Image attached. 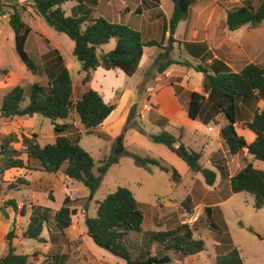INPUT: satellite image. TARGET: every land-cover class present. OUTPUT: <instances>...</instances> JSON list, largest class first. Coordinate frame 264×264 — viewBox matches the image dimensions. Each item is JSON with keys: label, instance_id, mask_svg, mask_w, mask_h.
Returning <instances> with one entry per match:
<instances>
[{"label": "trees", "instance_id": "1", "mask_svg": "<svg viewBox=\"0 0 264 264\" xmlns=\"http://www.w3.org/2000/svg\"><path fill=\"white\" fill-rule=\"evenodd\" d=\"M34 11L41 17L44 23L57 33L67 35L74 43L72 55L81 65V71L86 74L82 80L83 85L90 81L89 73L101 68L105 71H121L126 77H133L141 62L145 48L161 47L155 41H144L139 31L130 27L111 22L109 19H92L88 15L78 16L72 14L66 16L62 6L70 0H26ZM80 4L84 1L96 2V0H76ZM198 0H171L173 11L168 22L169 34L172 37L179 23L185 19L189 8ZM4 5L0 0V16ZM12 10L9 14L8 25L13 31L15 52L27 71L31 74L43 75L46 78L45 85L34 84L28 93L21 86L14 87L2 98L0 105V118L32 119L36 116L50 120L55 142L41 147L38 136H22L21 145L24 149L26 160L18 158L19 152L13 149L12 144L18 140L14 136H5L0 145V173L11 169H25L32 172L56 174L58 172L86 188L89 197H93L101 185L103 176L110 167L119 163L118 156H110L99 162L95 173V163L91 155L80 146L82 134L74 130V126L67 121L72 113L76 114L85 135L94 134L117 109V103H105L102 96L88 89L77 99H73V83L62 56L57 50H51L46 55V61L41 69L26 52L31 28L23 19L25 7L16 3L8 6ZM264 23V0H260L257 8L250 2H245L241 7L226 12L225 27L229 32H235L242 28H257ZM115 41V47L105 52L102 47ZM185 48L191 50L193 56L207 57L205 44L189 43ZM192 50L195 51L192 52ZM200 53V54H199ZM204 54V55H203ZM99 57V58H98ZM180 65L192 68L195 72L203 74L202 93L192 92L189 95L188 117L197 121L199 119L215 117L222 114L227 124L220 130V138L226 153L232 157L247 151L253 160L264 163V107L256 108L250 122H245L240 106L252 102L257 104L264 101V66L248 64L239 72H233L224 63L214 60L206 66H190L187 62L169 60L167 65L159 70L162 73L171 65ZM28 100L25 107L21 104ZM207 125L209 122L203 120ZM60 122V124H59ZM160 127L167 126V121L162 119ZM236 125L249 130L255 135V140L247 144L242 136L236 132ZM74 130V132L72 131ZM139 133L144 134L142 129ZM155 144L165 146L175 153L176 144L180 143L167 132L148 136ZM186 156L181 158L189 170L201 174L207 186H214L216 172L203 168L200 165L201 153L186 149L182 144ZM123 155L133 158L139 167H156L161 172H171L172 179L178 180V172L164 165L161 160L155 158H141L131 152ZM220 156V155H219ZM226 164V159H224ZM217 171L222 178L229 180L230 191L233 195L247 194L254 200L253 208L260 211L264 208V170L256 169L251 163H246L243 169L232 177H229L227 167L220 166ZM17 183L28 185L26 180L19 178ZM10 189L16 188L9 185ZM50 201L53 197L50 196ZM189 202V199H187ZM69 197L63 199L62 205L53 215L49 208L31 206L29 222L23 232V238L34 240L38 243H46L41 237L44 225L52 219L56 230L61 236L71 227L76 210L72 208ZM14 210L17 206L10 202ZM96 216L86 218L84 221L86 235L100 249H103L115 257L125 261L126 264H171L174 256L182 259L196 256L205 250L204 242L195 239L193 231L188 224H182L165 232L143 231L144 216L139 203L132 192L125 187H118L113 193L107 195L104 200L96 203ZM207 220L210 221V208L205 209ZM25 216V215H23ZM209 224L217 230L212 222ZM129 235H136L139 241L137 246L124 241ZM259 237V236H258ZM15 239L11 231L6 235L8 246L7 253L0 257V264H29L31 256L20 255L12 244ZM229 241V240H227ZM158 245V251L152 255L153 246ZM216 264H244L237 249H232L226 254L216 258Z\"/></svg>", "mask_w": 264, "mask_h": 264}, {"label": "rangeland", "instance_id": "2", "mask_svg": "<svg viewBox=\"0 0 264 264\" xmlns=\"http://www.w3.org/2000/svg\"><path fill=\"white\" fill-rule=\"evenodd\" d=\"M128 1L132 2V0ZM159 2L161 10L165 14H169L172 11L173 4L171 0H159ZM207 2L211 3L214 7L213 21L208 27V30H213L217 33L222 29H226L225 22L223 21L224 12L239 8L242 4H245V2H250L254 8H257L260 4V0H208ZM20 6L25 7L26 11L23 14V19L33 30L27 41L26 52L36 62L39 69H41L42 64L46 61V55L53 49L50 40L58 45L65 56L67 63H70L69 60L71 59L74 62V66L70 69L69 73L73 83V89L75 90L73 99H76L78 97V91H81L83 88L79 82V77L82 74L81 65L72 55V50L74 49L73 41L67 35L55 32L53 29L49 28L44 21L42 22L41 17L34 11L28 2ZM29 8L33 9V12L37 14L40 19H37L38 17L35 18L31 12H29ZM2 11L5 15L12 12L8 6L3 7ZM157 12H159V10L156 8L153 10V13L148 15V17L154 16ZM5 18L0 16V105L2 98L16 86L23 87L28 93L32 85H45L46 83V78L42 74L33 75L31 73H24L23 70H25L26 67L15 52L14 34L8 25V18ZM135 24H138V22ZM197 28L199 31H202L204 27L198 25ZM246 29L254 28L246 27ZM231 34L233 35L235 33L233 32ZM142 38L144 41H148L147 36L143 35ZM170 38L171 37L167 40L168 44L165 43L166 47L170 45ZM252 39L253 38L250 35L243 37V41H248L246 44H250ZM112 47L113 44L108 46V48ZM154 50L155 49L153 48H148L146 52L149 53ZM163 62L164 58L162 57L160 63ZM199 64L201 66L207 65L206 63L197 61L193 67ZM146 65L141 67V69L138 68V73L136 72L131 78L126 77L118 71L117 72L121 77L118 79L119 82L107 78L106 84L113 86L121 85V81L124 80V88H119L116 91L115 99L113 100V103L116 102L118 105L117 109L113 112L103 129H98L94 134H82L81 136L80 146L93 158L95 163V173L97 175L98 173L96 169L98 168L100 161L105 160L110 156L119 157V163L109 168L107 173L103 176L101 185L93 197L83 198L84 187L77 182L74 183V181L73 183H70L69 181L67 184L69 194L67 195V193L64 192V186H61L59 180L56 179L50 181V183L40 179H31V181H26L28 182V185H25L17 183V180L22 178L18 177L20 175L9 177L7 174L10 172H7L6 174V171L3 174L0 173V257L7 253L8 246L6 235L11 231L15 236L12 244L17 254L28 255L31 256L30 259H33L38 251L40 253L46 252V249L41 246V244L45 245V243H38L34 240L25 239L22 235L29 222L28 216L30 214L31 206H44V204H47L50 200V196L53 197L55 194V203H51L52 208L54 209L61 206L65 197H69L73 202L72 208L76 210V214L73 218L72 225L66 231L67 233L65 236L69 238L83 237L85 236L83 232L84 221L87 217L94 218L96 216V203L104 200L107 195L113 193L118 187H125L132 192L136 201L141 204L142 211H146V224L148 225H150L149 223L150 220H152L153 213L147 210L150 208H158V206L166 210L163 217L180 215V222L188 221L195 214L199 215L198 222L189 226L193 231L194 238L201 239L204 242L205 250L198 255L199 257H194V259L186 262L179 255H176L174 258H178L177 260L179 263H176V260L173 259L171 264H216V258L218 256L226 254L232 249L240 250L244 258L247 259L248 264H264V210L257 212L253 208L251 197L244 193L233 195L227 185L226 190L220 194L212 195L213 197L211 198L202 194V197L201 192L199 194L198 184L196 183L194 191L198 193L197 197L195 192L191 194L190 175H184V173L181 172L180 174H183V180L182 184L179 185V180L172 179L171 172H161L153 166L139 167L135 164L133 158L125 156L123 153L131 152L141 158L149 157L156 159L157 157L149 152L151 150L145 146L137 144L134 148L125 150L121 146V141L119 139L109 138L107 134L109 130V122L124 111V121L122 126L125 130L134 128L142 129L145 132L154 135L158 133V127L152 126L148 122L149 114L153 108L149 111H144L143 109L146 105H152V107L155 105L153 96H151L149 102L146 101L148 96L145 95L144 91L147 89L146 87L149 77L154 75L157 71L156 68L153 67L154 65L149 68L146 67ZM191 74L192 80L190 85H199V78L203 80V74L196 72ZM128 86H130L133 93L129 98H123L125 87ZM27 103L28 100L26 99L21 106L25 107ZM134 105H137L136 116L128 123V117ZM260 107H264L263 103ZM152 114H154V110ZM18 120L19 119L15 118H0V145L3 137L14 136L18 142L12 144V147L19 152L18 158L23 161L26 160V156L21 145L22 136L31 137L32 133H35L38 136L37 142L41 147L55 142V134L50 120L38 116L34 117V122L36 124L33 126V132H31L32 130H30V126V128H27V125H21ZM67 122L74 126L75 131L84 132L76 114L72 113L71 118ZM213 125L216 132L217 126L215 125L217 124ZM117 128H120V126L118 125ZM235 128H237L239 132L241 131L240 126ZM74 130L72 131L74 132ZM200 131L201 130H198V132ZM167 133L172 136L177 135V132L171 128L167 130ZM175 147L179 149L178 144H176ZM226 156V162H230L229 165L232 174L237 173L239 168L245 166L247 162L244 153L232 157L226 153ZM204 161H201L200 165L203 164ZM164 165L169 168L171 167L168 164ZM0 167H2L1 162ZM48 175L49 173L45 174V176ZM197 175L198 178L204 182L203 176L201 174ZM9 185H14L16 188L10 189ZM174 185L177 186L175 187ZM201 187L202 185L199 188ZM207 189L212 190L209 188ZM187 198L196 200V204L192 206L191 202L187 201ZM11 201L15 202L17 206L16 210L10 205ZM202 204L211 208L213 205H216L214 208V214L216 216L215 224L217 225V230L212 228L209 224L210 221L207 220V214L205 212L206 208L202 209ZM197 205L201 206L197 207L194 212L193 209ZM51 224L52 223L48 221L46 227L43 229L42 234L44 238H47L48 236L50 239L52 238V232L50 233ZM146 224L143 223L144 229L147 227ZM53 232L55 233V229H53ZM54 235L59 237L56 233ZM135 236L136 235H129L128 239L124 241L123 244L127 249H129L128 244L131 243H133L134 246H137L139 239ZM37 248L40 249L38 250Z\"/></svg>", "mask_w": 264, "mask_h": 264}, {"label": "crops", "instance_id": "3", "mask_svg": "<svg viewBox=\"0 0 264 264\" xmlns=\"http://www.w3.org/2000/svg\"><path fill=\"white\" fill-rule=\"evenodd\" d=\"M207 1L208 0H198L189 8L187 16L179 23L172 37L169 34L168 22L173 9L169 14H165L160 8L159 0H132V2L134 3L128 0H96L95 3L91 1H84L81 4L76 0H70L68 3L62 6V10L65 12L66 16H71L72 14H76L78 16L88 15L92 19L105 18L109 19L113 23L126 25L131 29L139 31L142 36H147L148 41H155L161 46L150 47L155 50L149 53L146 52L148 48H145L141 62L139 64V69L147 64L146 67L148 68L154 65L153 67L156 68L157 71L154 75L149 77V81L146 87L147 89L144 91L145 95L148 96V99L146 101L149 102L151 96H153L155 105H153L154 107H152V105H146L143 109L144 111H149L146 108L150 107V110L153 108L154 114H152V110L149 114L148 122L152 126L158 127L159 131L157 134L161 132H167V130L171 128L172 130H175L177 132V135L174 137L180 140L178 146L182 144L188 150L201 153L200 162L205 160L204 163L201 164V166L203 168L214 170L216 172V181L214 186H207L205 180L204 182H202L198 178V175L191 172L186 163L175 153H172L163 145L153 143L148 136L154 134H150L148 132H145L144 130L143 131L145 133L141 134L139 133L138 129L134 128L125 130L122 126L124 121L123 114L125 111L123 113H120L119 116L109 122V130L107 134L110 139H119L121 141V146L125 150L132 149L137 144L145 146L146 148L151 150L149 152L157 157L156 159L161 160L166 165H170L171 168L175 170L177 169L176 171L180 176V179H178L179 185L182 184L183 180V174L181 175V172L184 173V175H190L191 194L195 192V195L198 197V193L194 191L197 183L199 194L201 192V196L202 194H204L205 196L211 198L213 197L212 195L224 192L226 190V185L229 187V180L222 178L221 174L217 171L218 167L224 166V159L227 160L226 151L220 138V130L227 124V121L222 114H218L215 117L211 118L204 117L203 119H199L197 121H193L188 117L189 95L192 92L202 93L203 85V80L201 78H199L198 81L199 85H190V82L192 80L191 73L195 72L192 68L174 64L167 67L162 73H159V70H162L167 65V62L169 60L187 62L190 66H193L197 61L206 63L208 65L211 64L212 61L218 60L224 63L233 72H239L248 64L264 66V24L257 27V29L242 28L238 31H235V34L233 35L231 34L233 32H229L227 29H222L219 33L213 30H208V27L212 24L213 21L214 7ZM3 3L5 6H12L16 3L23 5L24 3H27V1L5 0L3 1ZM156 8L159 10V12L154 14V16L152 17H148V15L150 13H153V10ZM28 10L35 18L38 17L37 19H40L39 16H37V14L33 12V9L29 8ZM3 17L9 18V14L3 15ZM134 17L136 20L134 19ZM225 19L226 12H224L223 15L224 22ZM136 22H138V24H135ZM198 25L204 27L202 31L198 30ZM247 35H250L253 38L250 44H246V42L248 41H243V37H246ZM169 37L172 38V43L168 45V47H166L165 43L168 44L167 40ZM50 41V44L53 47L52 50H57L59 52L64 60L67 69L70 72V69L74 66L73 60L71 59L69 60L70 63H67V60L61 52L60 47L53 43L52 40ZM189 43L205 44L207 47L205 55H207V57L205 58L201 56L200 58H197L195 57V55L193 56L191 50L189 51V49L185 48V44ZM112 44L113 47L108 48V46ZM115 44V41H111L108 45L103 46L102 49L105 52H108L115 47ZM192 52L195 53L194 50H192ZM162 57L164 58V62L160 63V59ZM23 71L24 73H30L26 68ZM117 71L122 73L119 70ZM117 71H105L101 68H98L95 71H91L89 73L90 81L86 83V85L82 84V80L84 79L86 74L81 72L82 74L79 77V82L83 89L81 91H78L77 96L80 97L88 89H92L102 96L105 103H113L116 91L119 88H124V80L121 81V85L118 86L106 84V80L107 78H110L111 80L119 82L118 79L121 77ZM73 92H75L74 89ZM132 93L133 92L130 86L125 87V94L123 98H129ZM262 103L264 106V101H260L256 105L252 102L241 105L240 110L243 120L245 122H250L253 118L254 110L256 108H263L260 107ZM110 117L100 127L95 129V131L97 132L98 129H103L104 125L109 121ZM15 119H19L18 122L21 125H27V128L31 127L30 130H32L31 132H33V126L34 124H36L34 122V118ZM162 119L167 121V126L160 127V125H158ZM203 120H206L209 123L206 125ZM213 124H217L215 125L217 126L216 132ZM118 125L120 126V128H117ZM237 126L241 127V125H236L235 127ZM208 128H212V131L208 132ZM198 130L201 131L198 132ZM236 132L239 136H242L245 139L247 144H250L255 140V135L249 130L243 129L242 127L240 132L236 128ZM80 133L84 135L83 131H81ZM243 153L244 157H246V163H251L256 169L264 170V163L253 160V158L247 154V151H244ZM229 164L230 162H226L225 166L227 167V170H229V177H232L236 173L232 174ZM243 167L244 166L239 168V171L243 169ZM11 171L12 169L10 171H6L5 174L7 172H10L9 174H7L9 175V177L20 175L18 177H22L26 181H31V179H40L42 181L50 183V181H53L55 179L59 180L61 186H64V192H66L67 195H69L67 184L69 183V181L70 183H73L72 180L66 178L63 175L62 171L56 174H49L48 176H45V174L48 173L32 172L25 169H13V171ZM201 185L202 187L199 188ZM174 186L176 187L177 185ZM207 188L212 190H208ZM83 193V198H89V192L86 188H83ZM251 199L252 202H254L252 197ZM189 201L191 202L192 206L196 204V200L194 199H189ZM51 203H55V194L53 195V201L49 200L47 204H44V206L41 207L49 208L51 214L53 215L57 210L60 209L61 206L53 209ZM139 205L141 208V204ZM200 206L201 205H197L193 209V211L195 212V209ZM215 206L216 205H213L212 208L209 206L208 207L210 208V221L215 227H217V225L215 224L216 216L214 214ZM208 207L202 204V209ZM263 210L264 208L260 211ZM147 211L153 213V216L152 220H150V225H148L146 224V211H142L144 216L143 223L147 226L145 229L144 225L142 226V230L145 232H165L174 229V226L176 227L177 225H182L185 223L187 224L188 222H180V215L163 217L166 210L162 209V207L160 206H158V208H150ZM49 222L52 223L50 229V233L52 232V238L50 239L49 236L47 238H44L42 234V237L44 238L46 243L45 245L41 244V246L42 248L46 249V252L40 253L38 250L41 247L37 248L38 252L34 255V258L31 259L30 264H126L124 260L113 256L109 252L102 251L103 249L99 250L100 248L95 246L92 240L87 237L85 224L83 231L85 236L69 238L65 236L67 232H65L64 237L59 234L54 226L52 219H50ZM46 225L47 223L44 225V228L46 227ZM53 229H55V233L58 234L59 237L54 235L55 233L53 232ZM157 251L158 245L155 244L152 249V255L156 254ZM238 251L244 261V264H248V261L244 258L242 252L240 250ZM194 257L199 256L196 255L187 257L184 258V261H190L194 259ZM177 259L178 258L175 259L176 263H179Z\"/></svg>", "mask_w": 264, "mask_h": 264}, {"label": "water", "instance_id": "4", "mask_svg": "<svg viewBox=\"0 0 264 264\" xmlns=\"http://www.w3.org/2000/svg\"><path fill=\"white\" fill-rule=\"evenodd\" d=\"M171 39V42L170 44L172 43V38ZM99 58V57H98ZM136 110H137V105H134L130 114H129V117H128V123L131 122V120H133L136 116ZM175 154L180 157V158H183L186 156L185 152L183 151V149L179 148L176 150Z\"/></svg>", "mask_w": 264, "mask_h": 264}, {"label": "built area", "instance_id": "5", "mask_svg": "<svg viewBox=\"0 0 264 264\" xmlns=\"http://www.w3.org/2000/svg\"><path fill=\"white\" fill-rule=\"evenodd\" d=\"M147 110H150V107H148V108H146ZM208 130V132H211L212 131V128H208L207 129ZM198 220H199V215L198 214H195V215H193L189 220H188V225H192V224H195V223H197L198 222Z\"/></svg>", "mask_w": 264, "mask_h": 264}]
</instances>
